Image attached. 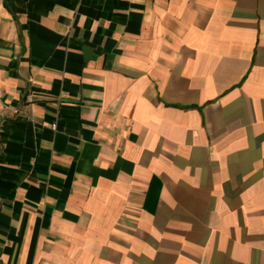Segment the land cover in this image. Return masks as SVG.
<instances>
[{"label": "crops", "instance_id": "1", "mask_svg": "<svg viewBox=\"0 0 264 264\" xmlns=\"http://www.w3.org/2000/svg\"><path fill=\"white\" fill-rule=\"evenodd\" d=\"M0 264H264V0H0Z\"/></svg>", "mask_w": 264, "mask_h": 264}, {"label": "built area", "instance_id": "2", "mask_svg": "<svg viewBox=\"0 0 264 264\" xmlns=\"http://www.w3.org/2000/svg\"><path fill=\"white\" fill-rule=\"evenodd\" d=\"M52 128H53V129L55 128V124L52 125Z\"/></svg>", "mask_w": 264, "mask_h": 264}]
</instances>
